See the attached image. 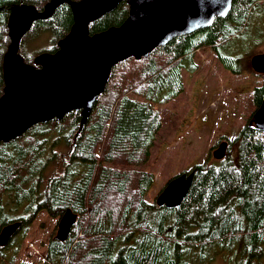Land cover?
Wrapping results in <instances>:
<instances>
[{
    "label": "trees",
    "instance_id": "16d2710c",
    "mask_svg": "<svg viewBox=\"0 0 264 264\" xmlns=\"http://www.w3.org/2000/svg\"><path fill=\"white\" fill-rule=\"evenodd\" d=\"M51 1L0 0V99L5 90L12 8L34 5L43 12ZM129 13L127 3H121L89 24L90 35L122 26ZM256 15L264 20V0H234L228 16L217 18L212 27L180 36L147 58L116 65L87 120L81 112H72L62 121L38 124L21 138L1 143L0 232L16 222L22 227L6 249L0 248V264H16L22 243L41 213L62 218L68 210L77 223L67 241L51 240L48 264H214L220 254L231 257L233 264L253 260L260 264L264 257V132L252 123L264 100V82L253 92V114L231 143L226 159L185 173L195 177L179 208H161L157 198L147 201L155 176L131 169L150 162L163 129L155 106L184 93L182 73L192 68L198 51H216L226 67L241 70V59L232 50L236 39L239 45L250 39ZM73 25L68 4L50 19L36 21L21 44L24 62L37 67V56L28 58L24 53L28 39L50 33L52 48L40 55L56 53ZM121 89L125 92L120 93Z\"/></svg>",
    "mask_w": 264,
    "mask_h": 264
},
{
    "label": "water",
    "instance_id": "95a60500",
    "mask_svg": "<svg viewBox=\"0 0 264 264\" xmlns=\"http://www.w3.org/2000/svg\"><path fill=\"white\" fill-rule=\"evenodd\" d=\"M233 1L52 0L43 12L34 5L14 6L9 18L11 44L4 60L5 90L0 99V144L21 138L38 124L62 121L72 112H81L87 120L116 65L131 58H147L180 36L212 27L217 18L228 16ZM123 2L130 10L125 23L90 35L89 24L114 12ZM65 4L72 10L74 25L59 42V50L37 56L38 68L26 64L19 54L23 39L36 21L50 19ZM251 67L264 75V54L254 56ZM253 120L255 128L264 132V100ZM228 149L227 141L220 143L213 158L225 160ZM194 177V173L175 177L157 197V205L179 208ZM76 223V216L68 210L60 220L57 239L67 241ZM21 227L16 222L2 228L0 248L8 247Z\"/></svg>",
    "mask_w": 264,
    "mask_h": 264
},
{
    "label": "rangeland",
    "instance_id": "374dc122",
    "mask_svg": "<svg viewBox=\"0 0 264 264\" xmlns=\"http://www.w3.org/2000/svg\"><path fill=\"white\" fill-rule=\"evenodd\" d=\"M253 18L250 39L240 45L236 39L237 46L232 50V55L241 59V70L236 67L232 71L226 67L218 59L216 51L200 50L194 56L192 68L183 70L184 93L168 104L155 106L161 113L163 129L152 158L147 165L131 168L145 170L155 176V183L146 196L147 201H154L169 182L190 172L195 166L206 163L219 165L220 161L212 156L213 151L223 140H228L231 145L247 125L254 109L253 92L264 82V76L255 73L251 67V59L264 54V25H261L264 20L257 15ZM36 37L26 40L24 53L28 58H35L52 48L53 36L50 33ZM133 81L137 83L138 80ZM112 89L115 92L114 84ZM122 92L125 90L121 89ZM58 152L65 154L66 151ZM60 220L52 218L47 212L41 213L22 243L16 264H48L45 259L48 246L51 240L57 238ZM231 259L220 254L214 264H233ZM261 259L260 264H264V257ZM248 264L259 262L253 260Z\"/></svg>",
    "mask_w": 264,
    "mask_h": 264
},
{
    "label": "flooded vegetation",
    "instance_id": "af4514ba",
    "mask_svg": "<svg viewBox=\"0 0 264 264\" xmlns=\"http://www.w3.org/2000/svg\"><path fill=\"white\" fill-rule=\"evenodd\" d=\"M225 141H227V142L229 143V145H230V142H229L228 140H223V141H221L220 143L225 142ZM220 143H219V144H220ZM229 147H230V146H229Z\"/></svg>",
    "mask_w": 264,
    "mask_h": 264
}]
</instances>
